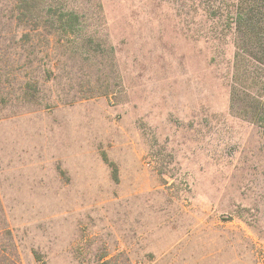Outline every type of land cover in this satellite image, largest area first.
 Here are the masks:
<instances>
[{
	"label": "rangeland",
	"instance_id": "obj_1",
	"mask_svg": "<svg viewBox=\"0 0 264 264\" xmlns=\"http://www.w3.org/2000/svg\"><path fill=\"white\" fill-rule=\"evenodd\" d=\"M100 3L73 37L0 45V264H264L233 28L199 1Z\"/></svg>",
	"mask_w": 264,
	"mask_h": 264
},
{
	"label": "trees",
	"instance_id": "obj_2",
	"mask_svg": "<svg viewBox=\"0 0 264 264\" xmlns=\"http://www.w3.org/2000/svg\"><path fill=\"white\" fill-rule=\"evenodd\" d=\"M192 1L203 4L210 17L222 19L226 28H233L231 108L264 125V0ZM97 12H102L100 0H0V45L51 42L58 33L73 37L86 26L87 15ZM60 37L56 41L61 42Z\"/></svg>",
	"mask_w": 264,
	"mask_h": 264
}]
</instances>
